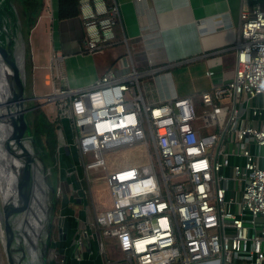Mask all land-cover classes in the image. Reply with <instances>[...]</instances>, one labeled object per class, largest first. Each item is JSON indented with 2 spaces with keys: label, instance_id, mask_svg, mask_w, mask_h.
I'll return each mask as SVG.
<instances>
[{
  "label": "built area",
  "instance_id": "1",
  "mask_svg": "<svg viewBox=\"0 0 264 264\" xmlns=\"http://www.w3.org/2000/svg\"><path fill=\"white\" fill-rule=\"evenodd\" d=\"M78 7L82 52L112 46L117 4ZM233 46L231 78L207 69L218 80L209 88L149 102L129 51L121 71L106 70L87 87L65 85L63 56L52 53L57 169L61 148L69 154L59 136L65 118L82 169L65 167V176L82 198L84 180L91 203L96 185L109 192L108 205L93 204V220L75 232L76 259L94 241L103 264H264V0H239ZM138 146L139 167L107 170L105 153ZM55 193L62 198L59 185ZM104 238L115 247L108 251Z\"/></svg>",
  "mask_w": 264,
  "mask_h": 264
},
{
  "label": "crops",
  "instance_id": "2",
  "mask_svg": "<svg viewBox=\"0 0 264 264\" xmlns=\"http://www.w3.org/2000/svg\"><path fill=\"white\" fill-rule=\"evenodd\" d=\"M56 2L42 0L35 22L29 29L28 45L35 78L34 90L49 87L47 76L54 52L63 56L65 85L87 87L106 70L121 71L124 54L129 51L134 67L143 73L141 88L147 102L172 95H190L207 89L218 81L217 78L205 75L207 69L225 78V73L234 67L233 45L238 25L239 0H111V3L117 4L120 13L114 28L115 42L95 54L82 52L84 29L79 12L76 16L58 18ZM118 59L120 68H114ZM199 60L204 72L200 80L188 85L177 80L174 72L177 67L187 64L194 66ZM161 67L169 69L161 70ZM146 82L150 90L146 89ZM64 153L68 155L65 150ZM57 179L63 195L58 204L60 211L56 231L62 230V233L60 238L57 233L53 239V248L57 252L49 264H103L94 241V246L91 242L89 249L83 248L78 252L80 259H76L74 254L78 247L74 246L73 238L82 223L90 221L92 211L89 212L86 206L83 207V216L75 213L70 203H81L82 196H79L70 176L62 179L60 175ZM67 215L74 218V224L69 228L65 226Z\"/></svg>",
  "mask_w": 264,
  "mask_h": 264
},
{
  "label": "water",
  "instance_id": "3",
  "mask_svg": "<svg viewBox=\"0 0 264 264\" xmlns=\"http://www.w3.org/2000/svg\"><path fill=\"white\" fill-rule=\"evenodd\" d=\"M0 0V222L6 264H48L55 211V187L33 139L27 113L24 50L17 40L23 23ZM13 15V16H12ZM168 70L169 67L163 68ZM34 191L36 192L34 194ZM37 205V212L33 204ZM29 215L30 222L26 217ZM27 221V222H26ZM36 221V223H35ZM23 222H26L23 226ZM28 225V226H27ZM27 227V228H26ZM26 228V229H25ZM33 233L32 239H27ZM60 238V230H58ZM30 238V237H29ZM27 239V242L25 241Z\"/></svg>",
  "mask_w": 264,
  "mask_h": 264
},
{
  "label": "rangeland",
  "instance_id": "4",
  "mask_svg": "<svg viewBox=\"0 0 264 264\" xmlns=\"http://www.w3.org/2000/svg\"><path fill=\"white\" fill-rule=\"evenodd\" d=\"M16 6V12L18 14V18H19V8L17 3L15 2L14 4ZM23 33V32H22ZM17 47L19 50H24V54H25V44H24V40L22 39V34L21 37L17 40ZM209 60V59H208ZM209 63V62H208ZM232 64V63H231ZM114 68H120V62L119 59L114 63ZM27 69V66L26 68ZM31 76L30 73L28 71V69L26 70V93L28 96H34L33 99H31L27 105L28 106H36L37 108H39L46 116V119L48 121H50V123L54 122V120L56 119L55 117V97H53L51 94V83L48 84L49 87L47 88H43L40 87V89L37 91L34 90L35 88H33V84H34V76H33V66H31ZM233 70L234 67H231V70H229V72L225 73V78L229 79L232 77L233 75ZM175 75L177 76V80L180 81L183 85H188L191 84V82L197 81L201 79V76H203V67L202 64L199 61H196V63L194 64V66H192V64H187V65H182L179 66L175 69ZM59 87V84H57V88ZM40 92V94L38 93ZM47 93H51V94H46ZM50 95V96H49ZM48 98V100H47ZM30 118V116H29ZM53 135H54V141H55V145L57 148L58 145V139H57V134H56V130H53ZM59 136H60V143L62 144H67L68 148H69V154H65L64 150L62 148L61 154H60V159H61V172L56 168V173L55 176L56 177V185L58 183V179L59 176L61 175L62 179H65L66 176L64 174V168L65 167H76L78 170L79 175L82 174V169L81 166L79 165V161H78V157H77V152H76V148L73 144V138H72V132L70 130L69 127V122L67 119H63V127L59 126ZM140 149H142L140 146L138 147H134L131 149H121V150H115V151H110L104 154V159L107 165V170L108 171H113L115 169H119V168H124L126 166L129 165H137L136 161L134 158L137 159H141L140 161H145L143 160V158L140 156ZM138 166V165H137ZM139 167V166H138ZM70 181L73 182L74 187H77V182L75 180V178L72 176H70ZM82 187L83 190L85 191V194L83 195L84 198H82L81 203H70V205L74 208V210L76 211L75 213H80V216H83L85 214V211H83V207H88L89 212L92 211L93 209V204L94 207L97 209L103 204L108 205L109 203V192L108 189L103 185V184H98L95 187H93L92 190V194L94 197L93 202L91 203V199L89 196V193L87 191V187L86 184L84 182V180H82ZM60 198H59V203L60 204ZM59 209L57 208L56 204H55V211H54V221L52 224V241L55 237H57V231H56V226L58 223V217H59ZM66 211L68 212V208L66 209ZM80 211V212H79ZM92 213V212H90ZM91 215V214H90ZM92 216L90 221H92ZM74 224V218L71 215H67L66 216V226L67 228L72 227ZM2 224L0 222V264H6V260H5V256L3 253V248H2ZM59 244V242H57ZM104 244L106 246V249L109 251V248H114L115 244L112 243L111 244V240L104 238ZM92 246H94V243L92 242ZM53 245H51L50 248V252H52L53 257H55V253L57 252L56 250H54ZM55 251V252H54ZM53 257H49V261H51L53 259ZM58 260V259H57ZM49 264V263H48ZM192 264H196V263H192Z\"/></svg>",
  "mask_w": 264,
  "mask_h": 264
},
{
  "label": "trees",
  "instance_id": "5",
  "mask_svg": "<svg viewBox=\"0 0 264 264\" xmlns=\"http://www.w3.org/2000/svg\"><path fill=\"white\" fill-rule=\"evenodd\" d=\"M108 5L111 4V0H105ZM19 8V14L22 18L23 23V33L22 39L25 44V54L23 58L24 73L27 77L26 70L28 69L31 76V56L28 45V33L32 24L35 22L34 18L39 12L42 6V0H15ZM4 6L8 7V13L14 14L11 7V2L9 0H3ZM15 6V5H14ZM16 10V6H15ZM16 12V11H15ZM79 7L78 0H57L56 2V16L58 18H66L78 15ZM13 16V15H12ZM27 66V69H25ZM30 116V118H29ZM28 123L30 125V130L33 135V139L36 146L40 152V155L50 171L52 182L54 187H56V168H57V153L56 145L53 135V124L46 119L45 114L39 108H33L27 113ZM59 198L56 197L55 204L58 208ZM66 226V224H65ZM67 227V226H66Z\"/></svg>",
  "mask_w": 264,
  "mask_h": 264
},
{
  "label": "bare ground",
  "instance_id": "6",
  "mask_svg": "<svg viewBox=\"0 0 264 264\" xmlns=\"http://www.w3.org/2000/svg\"><path fill=\"white\" fill-rule=\"evenodd\" d=\"M19 52L21 51V50H18ZM3 157V154H2V152H1V150H0V158H2ZM36 192L34 191V194H35ZM33 206L35 207V209H36V212H37V205H36V203H35V205L33 204ZM33 211H34V208H32V211H30L29 213H28V215H27V217H26V219H27V221H28V223L30 222V217H29V215H32V213H33ZM26 221V222H27ZM26 222H23V226L25 225V224H27ZM35 223H36V221H35ZM37 224V223H36ZM28 226V225H27ZM27 228V227H26ZM25 228V229H26ZM28 238L27 239H32L33 238V233H31V234H29L28 236H27ZM30 237V238H29ZM27 239L25 240L26 242H27Z\"/></svg>",
  "mask_w": 264,
  "mask_h": 264
}]
</instances>
